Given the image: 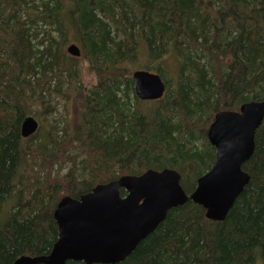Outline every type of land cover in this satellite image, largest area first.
Instances as JSON below:
<instances>
[{"label":"trees","instance_id":"obj_1","mask_svg":"<svg viewBox=\"0 0 264 264\" xmlns=\"http://www.w3.org/2000/svg\"><path fill=\"white\" fill-rule=\"evenodd\" d=\"M137 70L161 76V100L137 98ZM263 100L264 0H0V264L51 252L65 196L166 168L190 195L215 115ZM255 144L224 222L189 201L120 264H264V124Z\"/></svg>","mask_w":264,"mask_h":264},{"label":"water","instance_id":"obj_2","mask_svg":"<svg viewBox=\"0 0 264 264\" xmlns=\"http://www.w3.org/2000/svg\"><path fill=\"white\" fill-rule=\"evenodd\" d=\"M67 51L81 57L76 44ZM132 79L140 101H159L166 94V84L157 73L137 70ZM263 124L264 100L245 103L239 111L218 112L207 132L216 161L190 195L181 184V174L166 168L99 184L78 199L63 197L54 212L58 239L51 252L21 256L13 264H120L163 223L170 210L189 201L201 206L208 220L224 222L251 180L243 165L255 153V136ZM39 128V121L28 116L22 136L30 138Z\"/></svg>","mask_w":264,"mask_h":264},{"label":"rangeland","instance_id":"obj_3","mask_svg":"<svg viewBox=\"0 0 264 264\" xmlns=\"http://www.w3.org/2000/svg\"><path fill=\"white\" fill-rule=\"evenodd\" d=\"M82 78H83L84 86L87 89L90 88V87H92L96 83V79H95L94 75L92 73H90L88 70H84L83 71ZM11 205H12V203H6L4 205L5 207L0 209V212L3 210L1 212V214H0V220L4 219V216L6 215V213L8 215L9 210L11 208L10 207Z\"/></svg>","mask_w":264,"mask_h":264}]
</instances>
